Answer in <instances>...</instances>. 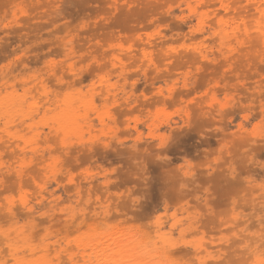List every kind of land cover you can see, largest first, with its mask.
I'll return each instance as SVG.
<instances>
[{
    "label": "rangeland",
    "instance_id": "1",
    "mask_svg": "<svg viewBox=\"0 0 264 264\" xmlns=\"http://www.w3.org/2000/svg\"><path fill=\"white\" fill-rule=\"evenodd\" d=\"M256 9L0 0V264H264Z\"/></svg>",
    "mask_w": 264,
    "mask_h": 264
},
{
    "label": "bare ground",
    "instance_id": "2",
    "mask_svg": "<svg viewBox=\"0 0 264 264\" xmlns=\"http://www.w3.org/2000/svg\"><path fill=\"white\" fill-rule=\"evenodd\" d=\"M252 1H253V3L256 4V8L257 9L260 8L262 10V12L264 13V0H252ZM253 9H255V8H253Z\"/></svg>",
    "mask_w": 264,
    "mask_h": 264
}]
</instances>
